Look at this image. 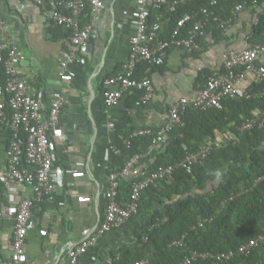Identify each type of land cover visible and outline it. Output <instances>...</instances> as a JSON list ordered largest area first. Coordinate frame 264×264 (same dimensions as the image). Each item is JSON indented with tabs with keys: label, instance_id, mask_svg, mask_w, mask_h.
Segmentation results:
<instances>
[{
	"label": "crops",
	"instance_id": "obj_1",
	"mask_svg": "<svg viewBox=\"0 0 264 264\" xmlns=\"http://www.w3.org/2000/svg\"><path fill=\"white\" fill-rule=\"evenodd\" d=\"M46 1L48 8H52L55 0ZM135 6L136 0H106L76 77L63 81L61 62L72 48L67 32L53 25L47 9L34 0H0V22L7 27L9 41L15 42L26 55L21 64L22 74L29 79L32 90L43 93L45 111L50 108L53 93L60 92L64 97L59 133L67 139L58 140L54 164L57 177L61 174L63 182L44 203L43 213L34 217L36 226L26 241L27 264H69V248L94 233L105 216L111 145L120 130L129 124L135 129L163 126L170 105L195 94L201 87L200 70L206 67L215 72L224 65L226 43L211 42L200 55L171 52L166 63L151 72L155 85L151 107L139 108L127 95L107 106L104 80L122 71L129 57V38L134 32L130 13ZM252 19L251 8L238 14L231 25L236 33L231 47L241 50L248 46V32L243 28L250 27ZM256 78L250 73L241 87L248 88ZM7 142L5 131L0 132V173L6 168ZM80 157H85L82 173L74 174L70 172L73 160ZM158 189L151 185L144 190L143 198L149 199ZM31 192L29 185H1L3 207L18 206ZM149 222V217L140 216L108 232L81 256L80 264H103L111 251L125 244L134 245ZM43 229L47 230L46 235L40 233ZM13 234V220L0 210V264H6L10 258Z\"/></svg>",
	"mask_w": 264,
	"mask_h": 264
},
{
	"label": "built area",
	"instance_id": "obj_2",
	"mask_svg": "<svg viewBox=\"0 0 264 264\" xmlns=\"http://www.w3.org/2000/svg\"><path fill=\"white\" fill-rule=\"evenodd\" d=\"M34 1L47 9V15L53 25L63 26L70 31L72 48L61 62V79L71 81L77 75V67L83 63V54L89 48L91 37L95 33V22L100 19L106 0H61L58 3L59 8H48L46 0ZM189 1L192 0H136V6L130 13L134 32L129 38V57L122 71L104 80V99L107 106L118 103L133 90L144 92L141 101L148 102L155 92L151 77L154 67L164 65L171 52L191 54L203 49L197 41L198 37L205 35L203 22H197L194 25L190 36H183L182 30L192 18L188 12L177 20L169 36L165 37L161 34L163 21L171 13L176 12L180 5ZM216 3L217 0H211L210 4ZM245 8L247 3L238 4L234 9V19L231 18L229 22L234 21ZM153 10L158 11L155 20H151ZM201 11L208 13V7H203ZM214 19L219 20L221 26H224L226 22L218 16ZM261 57H264V44L247 46L241 50L226 44L225 72H215L207 78L195 94L182 97L172 103L168 110V120L163 126L140 127L135 131V136L152 137L151 146L145 153L134 154L126 160L122 168L109 174L105 216L94 233L78 246L69 248V264H80L81 256L93 248L100 238L108 232L123 227L138 214L145 189L169 180L178 168L191 172L195 164L207 159L210 146L205 145L199 152L187 155L177 164L160 166L154 170H150L145 164V159L164 141L166 135L174 127L184 125L182 116L189 105L206 110L212 107L220 108L222 100L228 96L252 98L264 95V90L254 91L251 88L241 87V83L250 73H254L258 79H264V64L257 63ZM25 59L26 55L20 47L15 42L9 41L7 27L0 22V132H4L3 125H6L11 132L4 149L6 168L0 173V186L12 187L15 184H24L32 189L31 194L24 197L15 207L4 208L0 198L1 213L14 222L12 252L6 264H27L28 262L26 241L29 232L36 226L33 207L36 203H45L56 187L63 182L62 175L57 177L54 169L55 150L58 140L67 139L59 133L64 105L63 94L53 93L50 108L45 111L43 93L32 90L29 79L22 74L21 64ZM142 63H146L147 67L144 76L138 78L137 72ZM254 127H264V111L245 121L239 129L245 131ZM130 144L131 139H128L127 145ZM111 148L114 153H122V150L113 143ZM84 158L73 160L70 172L81 174ZM122 179H128L132 185L130 197L125 204H122L118 198ZM259 181L260 179L257 183ZM206 220L202 221L201 225ZM40 233L46 235L47 230H40ZM263 238V235H259L242 244L238 254H249ZM235 253L234 250L218 253L193 251L191 256L184 260V264L199 258L211 259V264H219L231 259ZM120 257V253L114 256L108 255L104 264H113ZM149 262L150 259L144 258L130 264H148Z\"/></svg>",
	"mask_w": 264,
	"mask_h": 264
},
{
	"label": "trees",
	"instance_id": "obj_3",
	"mask_svg": "<svg viewBox=\"0 0 264 264\" xmlns=\"http://www.w3.org/2000/svg\"><path fill=\"white\" fill-rule=\"evenodd\" d=\"M59 1L55 0L52 8H59ZM210 3L211 0H192L180 5L163 21L161 34L169 36L177 20L188 12L192 18L182 30L183 36H190L197 22H203L205 26V35L197 38L203 49L191 54L204 53L211 42L231 46L236 33L231 28L233 21H229L234 16L235 7L247 3L253 15L250 27L243 28L248 32V46L264 44V0H217L215 5ZM203 7H208V13L201 11ZM157 14L158 11L153 10L151 20H155ZM215 16L226 21L224 26L214 19ZM58 28L70 36L69 29ZM262 58L257 60L258 64H264ZM146 67V63L139 65L138 78L144 76ZM225 71L223 65L215 72ZM215 72L202 68L199 81L204 84ZM248 88L264 90V79L252 80ZM143 94L133 90L126 95L133 98L139 108L151 107L152 99L141 101ZM263 111L264 95L252 98L228 96L222 100L220 108L202 110L188 106L182 116L184 125L174 127L160 147L145 159V164L150 170L177 164L205 145L210 146L207 159L195 164L191 172L178 168L169 180L157 184L159 189L155 195L142 198L138 214L128 222L140 216L149 217V226L134 245L125 244L109 253L112 256L121 254L113 264H130L144 258L150 259L148 264H184L193 251L218 253L230 250H234L235 255L219 264H264V238L249 254H238L242 244L259 235L264 236V127L239 129L245 121ZM2 127L9 140V128ZM136 130L129 124L113 140L122 153L113 152L110 173L122 168L134 154L145 153L150 148L152 137L135 136ZM128 139H131L129 146ZM131 191V182L122 179L118 196L122 204L127 202ZM44 209V203H36L33 217L41 215ZM189 264H211V259L199 258Z\"/></svg>",
	"mask_w": 264,
	"mask_h": 264
}]
</instances>
